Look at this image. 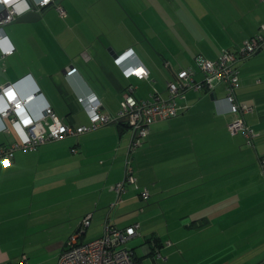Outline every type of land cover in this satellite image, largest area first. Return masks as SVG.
<instances>
[{
    "label": "crops",
    "instance_id": "obj_1",
    "mask_svg": "<svg viewBox=\"0 0 264 264\" xmlns=\"http://www.w3.org/2000/svg\"><path fill=\"white\" fill-rule=\"evenodd\" d=\"M18 1L29 7L26 0H4L0 14L7 5ZM29 1L38 4L43 0ZM179 1L173 3L174 9L151 12L140 7L137 0H51L49 7L37 10L39 19L21 23L20 19L32 11L24 10L3 26L16 51L0 61V89L16 84L21 97L36 95L27 108L35 120H40L43 111L51 107L64 124L88 126L90 118L78 100L91 95L101 101L102 113L114 120L120 113L123 95L131 88L138 100H147L156 93L165 96L164 85L157 84L161 76L172 81L178 72L194 69L196 58L217 61L224 50L236 52L264 25V0H213L218 15L213 16V24L202 39L187 33L191 41L185 44L172 28V21L178 19L179 23L182 11L188 10L180 8L183 2ZM103 3L106 5L101 6ZM60 8L65 15H61ZM166 30L175 39L161 36ZM206 38L210 42L199 43ZM130 49L134 51V60L129 66L135 62L142 65L149 71L148 79H128L124 75L128 64L121 68L115 64L114 54L122 55ZM238 66V101L255 108L254 114L245 118L257 133L255 154L245 149L242 137L230 134L228 125L235 115L225 100V86L214 81L210 94L189 91L184 100L178 99L180 106L188 108L175 119L151 126L149 136L131 158L134 132L112 122L80 137L47 143L32 152H15L11 166L0 160V264H23L24 257L26 264H58L68 241H56L59 239L55 234L65 230L61 228L74 233L81 220L93 214V222L125 229L134 224H120L118 214H128L140 207L141 214L165 218L167 237L177 240L179 245L185 239H196L200 246L207 239L224 238L227 233L235 236L239 226L249 221L254 222L249 230L252 237L259 234L263 238L264 219L260 217L264 215V178L257 162L259 156H264V51ZM74 68L75 74H66ZM196 80L202 81V76L198 75ZM6 122L11 127L10 121ZM3 126L0 119V147L6 149L21 141L11 130L2 133ZM128 161L138 185L133 190L127 186L118 204L113 187L124 180ZM41 170L50 181L44 195L61 189L62 185L53 184L54 177L63 176L69 184L73 175H82V184L91 176L94 185L90 196L99 199V206L110 205L95 212L87 208L77 215H57L55 211L49 217L47 213L55 209V203L41 209L37 205ZM171 174L184 177L183 187L161 186L160 176ZM197 181L202 183L194 185ZM142 188L151 193L148 203L140 199ZM188 203L192 206L188 213L184 209L176 211ZM153 205L161 211L152 209ZM35 206L39 209L34 210ZM197 207L204 211L196 212ZM169 215L181 221L183 235L170 230ZM231 216L234 221L229 223ZM242 216L250 217L242 221ZM141 229L142 225L133 240L144 237ZM153 237L162 240L166 236L154 232ZM158 244L162 254L164 244ZM152 247H144L146 257ZM162 260L168 263L167 257Z\"/></svg>",
    "mask_w": 264,
    "mask_h": 264
},
{
    "label": "built area",
    "instance_id": "obj_2",
    "mask_svg": "<svg viewBox=\"0 0 264 264\" xmlns=\"http://www.w3.org/2000/svg\"><path fill=\"white\" fill-rule=\"evenodd\" d=\"M50 2L51 0H43L35 6L38 10H41L49 7ZM0 3H4V0H0ZM27 9L24 1H18L15 4L7 5L0 14V61L14 55L16 51L6 36L3 26L13 22L16 16L21 15ZM60 13L65 15L63 10ZM261 51H264V26L261 27L256 37L244 43L239 55L236 56L234 53L224 51L217 61L201 60L200 65L204 74L203 81L195 80L194 69L183 70L178 72L172 81L168 82L166 90L168 95L166 98L156 93L147 100H138L133 96V89L131 88L129 92L123 95L120 113L114 120L102 113V103L95 95L79 98V103L84 107L90 118V124L81 127L64 124L51 107L43 111L40 120H35L27 108L35 101L36 95L31 94L24 98L21 97L15 89L16 84L1 88L0 115L4 120L1 132H10V126L5 122L8 120L11 126L15 128L21 141L12 144L7 149L0 147V160L6 166H11L14 153L18 150L24 152L34 151L36 148L50 142H58L70 137H80L91 133L112 122H123L134 132L130 149L135 151L142 147L143 140L150 134L151 126L176 118L188 108L180 106L178 99L184 100L186 93L189 91L208 89L211 93L214 90V81L225 86L227 93L225 100L230 106L231 113L238 115L237 119L228 126L230 133L232 135L242 133L246 139V146L255 149L257 135L246 125L243 118L245 114L252 112V108L239 104L236 93L240 88L239 62ZM133 56L134 51L130 49L122 55H118L115 58V64L120 68L125 66L126 63L129 66V63L134 60ZM76 72L77 69L74 68L67 71L66 74L72 76ZM124 75L128 79L135 76L145 80L149 78V71L135 62L124 70ZM259 165L264 176V156L260 157ZM136 181L135 171L128 161L124 181L116 184L113 190L120 196L119 194L123 191L126 183L135 184ZM149 197L150 193L145 189L142 198L147 201ZM92 221V214L83 218L76 234L67 241L58 264H143L135 251L127 247L128 243L138 236L140 225H134L125 230H118L106 225L102 237L91 241H83L82 238L91 227ZM156 252L155 262H158L162 259V256L159 251L156 250ZM149 256L154 258L153 252H150Z\"/></svg>",
    "mask_w": 264,
    "mask_h": 264
},
{
    "label": "rangeland",
    "instance_id": "obj_3",
    "mask_svg": "<svg viewBox=\"0 0 264 264\" xmlns=\"http://www.w3.org/2000/svg\"><path fill=\"white\" fill-rule=\"evenodd\" d=\"M126 2V0H123ZM139 2L140 7L148 8L149 11L154 10H169L170 8L174 9L173 3H175L176 0H137ZM178 3H180L179 0H177ZM183 4L179 6L180 8L184 7L187 8V11H182L181 15V21L179 23H176L177 20L172 21V25L175 31V35H177L182 42L187 44L188 41H191V38L186 36L187 33L193 35V38L195 39H202L204 32L206 29L210 28V26L213 24L216 17L213 18V16L216 15V9L214 6L213 0H181ZM88 3V2H87ZM117 4L119 2L117 1ZM106 4L103 3L101 6H105ZM120 5V4H119ZM215 14V15H213ZM184 25V27H183ZM199 28V29H198ZM197 29V30H196ZM198 34H196V31ZM162 35H165V37H170L175 39V36L170 31H162ZM245 40L243 44L246 42ZM210 42L209 39H205L204 41H200V44H206ZM157 57H159V53H156ZM187 57V56H186ZM160 58L161 66L164 67L163 62ZM242 65V64H241ZM240 65V67H241ZM164 82V83H163ZM169 80H166L164 76L160 77V80H157V84L160 86L165 87V98L167 97V84ZM167 93V95H166ZM254 114V113H253ZM13 126L10 127L12 133L16 136V139H19L17 136V132L12 129ZM238 137H242V135H238ZM243 138V137H242ZM53 143V142H50ZM256 143V142H255ZM245 145V144H244ZM259 145V143H258ZM263 146L262 144H260ZM245 149L250 150L253 152V149L244 146ZM264 147V146H263ZM255 154V152H253ZM259 164V162H257ZM259 166V165H258ZM260 169V167H259ZM44 172L41 170L39 171V192L37 194V201L38 207L40 204L41 208H48L49 206L53 205L55 203V209L51 212H48L47 215L49 217L53 216L54 212L56 211L58 214H66L68 212L72 214H78L79 212L84 211L87 208H91L92 212H95L97 209L100 211L101 209H104L105 207H108L109 205H106L105 207L99 206V199L97 197L90 196L89 192L93 189L94 182H91V180H94L93 177L89 176L90 179H87L86 182L80 183L81 176L82 175H73L70 179V182L65 180V177H54L56 186H61V189L59 190H53V192L47 193V195H44L46 193V186L50 183V181L46 180V175H43ZM161 178V186L168 188L172 187V189H176L178 186L183 187V184L185 182L184 177L181 175L171 174V175H165L160 176ZM200 182H194V185L200 184ZM42 185V186H41ZM128 189L133 190V186H128ZM173 193H169V195H172ZM99 197V196H98ZM154 198V197H153ZM127 197L123 198V201H125ZM173 201L174 198H171ZM117 197L114 199L116 202ZM64 201V204L62 203ZM152 201V199H151ZM172 201V204H173ZM98 203V204H97ZM176 203H182V202H176ZM264 203V202H263ZM190 205H185L184 208H176V211L184 209L186 213L190 211L192 208L191 203H188ZM38 207H34V210H38ZM149 208V207H147ZM154 210H160L157 208V205L151 206ZM175 209V208H174ZM178 209V210H177ZM142 208H138V210H133L132 212L128 214H124L122 211L118 214V221L120 224H126L131 222L132 224H139L142 225L141 232L145 233L143 238H136L135 240H132L128 243L127 247L131 249L136 250V254L138 258L142 259L143 264H261L264 262V222L262 223V229H263V238H259V234L256 235L255 238L252 237V235L249 233V230L253 227L254 222L249 221L246 223H243L239 226L237 231L235 232V236L231 237L230 233H227L224 235V238H211L207 239L202 245L197 244L196 239H185L183 240L182 244L179 245L170 238L167 237V227H166V220L165 218H154V217H148L147 214H141ZM161 211V210H160ZM196 212L204 211L203 207H197L195 208ZM118 212V211H117ZM264 213V212H263ZM184 215V214H182ZM45 216V215H43ZM138 216V217H136ZM148 217V218H147ZM250 216H242V221ZM145 218H147L145 220ZM261 219H264V215L260 217ZM258 219V217H257ZM178 217H172L169 215V227L170 230L183 235L182 229L180 227L181 221H177ZM234 221L233 216H231L229 223ZM105 224L99 223L95 220L93 222L91 228L88 230L87 236L83 239V241H91L94 240L104 234V226ZM257 227V224L255 225ZM65 229L64 231H58L55 234V238H58L59 240L56 241H65L70 238V236L73 234V232L69 233V230L67 228H61ZM158 233L160 236L165 235L166 237L160 240V238H151L152 233ZM148 236V237H147ZM42 237L41 233L40 236ZM178 238V236H176ZM180 237V236H179ZM184 238L183 236H181ZM61 238V239H60ZM153 239V240H150ZM159 241L164 244V249L162 250V257L165 259V257L168 258V263L164 262L163 260H160L158 262H155V259L152 256H145L144 247L148 245V241ZM211 244H207L210 243ZM150 245V244H149ZM261 245V246H260ZM39 256L40 252H39Z\"/></svg>",
    "mask_w": 264,
    "mask_h": 264
},
{
    "label": "trees",
    "instance_id": "obj_4",
    "mask_svg": "<svg viewBox=\"0 0 264 264\" xmlns=\"http://www.w3.org/2000/svg\"><path fill=\"white\" fill-rule=\"evenodd\" d=\"M43 9H44V8H43ZM263 26H264V25H263ZM260 30H261V29H260ZM260 30H259V32H260ZM258 34H259V33H258ZM258 34H256L255 36H253V37L247 39V41L250 40V39H252V38H254V37H256ZM243 46H244V44H243V45H242V46H241L236 52H233V51H231V50H224V51H227V52H230V53H234V54L237 56V55L240 54L241 49L243 48ZM224 51H222V52L220 53V56L223 54ZM261 52H262V51H261ZM259 53H260V52H259ZM256 55H257V54H256ZM220 56H219V57H220ZM254 56H255V55H254ZM254 56H252V57H254ZM252 57H250V58H252ZM250 58H248V59H250ZM218 59H219V58H218ZM248 59H246V60H248ZM195 60H196V62L194 63V64H195V65H194V67H195V68H194V70H195V80H196V77H197L198 75H201V76H202V81H203V79H204V74H203V71H202V68H201V65H200V63H201L200 61H201V60L203 61V60H205V59H203V58H196ZM206 61H209V60H206ZM244 61H245V60H244ZM238 68H239V66H238ZM239 70H240V68H239ZM196 81H198V80H196ZM200 91H205L206 93H209V94H210V91H209L208 89H202V90H200ZM213 91H214V90H213ZM225 91H226V89H225ZM226 95H227V93H226ZM236 99H237V102H238L239 104H241V105H246V104L240 103V102L238 101L237 93H236ZM246 106L252 108V112H250V113H248V114H253L254 111H255V108L252 107V106H249V105H246ZM232 114H233V113H232ZM248 114H245V115L243 116L244 121H245L246 125H247L249 128H251V129L254 131V133L257 135V133L255 132V130H254L251 126H249V124L246 122V119H245V118H246V116H247ZM234 115H235V118L232 120V122H233L234 120H236L237 117H238L237 114H234ZM178 117H179V116H178ZM176 118H177V117H176ZM172 119H175V118H172ZM172 119H171V120H172ZM232 122H231V123H232ZM114 123H115V122H114ZM231 123H230V124H231ZM119 124L122 125V126L125 125L127 128L130 129V127H129L127 124L123 123V122H119ZM230 124H229V125H230ZM229 125H228V126H229ZM228 130H229V129H228ZM229 132H230V131H229ZM2 133H3V132H2ZM230 134H231V133H230ZM231 135H232V134H231ZM237 135H242L243 140H244V144H245V146H246V139H245L244 135H243L242 133H238V134H235V135H233V136H237ZM256 138H257V137H256ZM17 142H18V141H17ZM7 148H10V147H7ZM7 148H6V149H7ZM38 148H39V147H38ZM38 148H36V150H37ZM130 150H131V152H130V153H131V154H130V158H131V156H132V154H133L134 151H133L132 149H130ZM18 151H23V150H18ZM18 151H16V152H18ZM34 151H35V150H34ZM27 152H32V151H27ZM260 157H262V156H259V157H258V162H259ZM13 160H14V158H13ZM13 160H12V164H13ZM129 163H130V162H129ZM12 164H11V165H12ZM130 166H131V165H130ZM259 167H260V165H259ZM260 170H261V169H260ZM261 173H262V172H261ZM262 176H263V174H262ZM263 178H264V176H263ZM123 181H124V180H123ZM123 181H122V182H123ZM122 182H121V183H122ZM136 185H138V179H137V181H136L135 184L126 183V184L124 185L123 191L121 192V194H119L120 196H118L117 203L119 204L120 202H122L121 195H122L124 192L127 191V189H126L127 186H133V187H134V186H136ZM144 190H145V188H142L141 191H140V193H139V194H140V199H141L143 202L148 203V202L150 201V198H151V193L149 192V193H150V197H149V199H148L147 201H144L143 198H142V193H143ZM148 191H149V190H148ZM117 194H118V193H117ZM87 215H89V214H87ZM87 215H86V216H87ZM92 216H93V214H92ZM82 220H83V219H82ZM82 220H81V222H82ZM81 222H80V226H81ZM92 224H93V221H92ZM106 225H108L109 227H112V228L118 229V230H125V229L128 228V227H127V228H125V229H122V228H118V227H115V226H111V225L108 224V223H106L105 226H106ZM134 225H135V224H134ZM136 225H137V224H136ZM138 225H139V224H138ZM80 226L78 227V229L80 228ZM91 226H92V225H91ZM129 227H131V226H129ZM90 228H91V227H90ZM90 228H89V229H90ZM78 229H77V230H78ZM89 229H88V230H89ZM88 230H87V231H88ZM87 231H86L85 235L83 236V238L86 236ZM76 232H77V231H76ZM76 232H74V233L70 236V238H71L74 234H76ZM104 233H105V228H104ZM103 235H104V234H103ZM103 235H102V236H103ZM102 236H101V237H102ZM83 238H82V239H83ZM96 239H97V238H96ZM68 240H69V239H68ZM132 240H133V239H132ZM66 243H67V242H66ZM158 243H159V241H156V240L153 241V242L148 241V244H151V246L154 247V248L152 247V248H153L152 252H154V253H153L154 259H155V257H156L155 255H156V253H157L156 250L159 251V253L161 254V252H160V247H161L160 245H161V244H158ZM65 247H66V244H65L64 248L61 250L60 255H61V253L64 251ZM130 249H131V248H130ZM133 250H134L135 253H136V250H135V249H133ZM60 255H59V258H60ZM136 255H137V254H136ZM59 258H58V260H59ZM26 259H27V258H26ZM26 259L24 258L23 261L26 262ZM162 259H163V258H162ZM162 259H160V260H162ZM23 261H22L21 263L24 264Z\"/></svg>",
    "mask_w": 264,
    "mask_h": 264
},
{
    "label": "water",
    "instance_id": "obj_5",
    "mask_svg": "<svg viewBox=\"0 0 264 264\" xmlns=\"http://www.w3.org/2000/svg\"><path fill=\"white\" fill-rule=\"evenodd\" d=\"M29 4H30V9H32V11L28 14V15H26V16H24V17H22L21 19H20V22L21 23H25V22H35L37 19H39V17H40V14H38L37 13V7L35 6V4H31V2L29 1ZM118 55L115 53L114 54V57L116 58ZM210 97H211V100H216V97H215V94L214 93H212L211 95H210ZM264 264V263H263Z\"/></svg>",
    "mask_w": 264,
    "mask_h": 264
},
{
    "label": "clouds",
    "instance_id": "obj_6",
    "mask_svg": "<svg viewBox=\"0 0 264 264\" xmlns=\"http://www.w3.org/2000/svg\"><path fill=\"white\" fill-rule=\"evenodd\" d=\"M27 1V3H28V5H29V7H28V10H30V4H29V0H26ZM0 119L3 121V123H4V120L2 119V117H1V115H0ZM6 122V121H5ZM13 128V130H14V132L16 131L15 130V128L14 127H12ZM17 134V133H16ZM18 135V134H17Z\"/></svg>",
    "mask_w": 264,
    "mask_h": 264
},
{
    "label": "flooded vegetation",
    "instance_id": "obj_7",
    "mask_svg": "<svg viewBox=\"0 0 264 264\" xmlns=\"http://www.w3.org/2000/svg\"><path fill=\"white\" fill-rule=\"evenodd\" d=\"M264 263V262H263ZM263 263H261V264H263Z\"/></svg>",
    "mask_w": 264,
    "mask_h": 264
},
{
    "label": "snow or ice",
    "instance_id": "obj_8",
    "mask_svg": "<svg viewBox=\"0 0 264 264\" xmlns=\"http://www.w3.org/2000/svg\"><path fill=\"white\" fill-rule=\"evenodd\" d=\"M9 95H11V94H9Z\"/></svg>",
    "mask_w": 264,
    "mask_h": 264
}]
</instances>
